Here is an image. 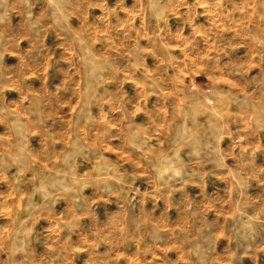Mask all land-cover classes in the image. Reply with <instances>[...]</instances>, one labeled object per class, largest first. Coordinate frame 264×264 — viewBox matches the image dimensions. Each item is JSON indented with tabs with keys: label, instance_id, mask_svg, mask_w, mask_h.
I'll list each match as a JSON object with an SVG mask.
<instances>
[{
	"label": "clouds",
	"instance_id": "clouds-1",
	"mask_svg": "<svg viewBox=\"0 0 264 264\" xmlns=\"http://www.w3.org/2000/svg\"><path fill=\"white\" fill-rule=\"evenodd\" d=\"M0 264H264V0H0Z\"/></svg>",
	"mask_w": 264,
	"mask_h": 264
}]
</instances>
